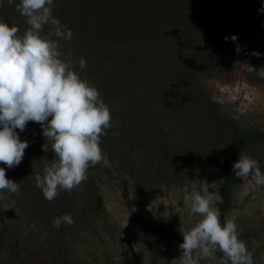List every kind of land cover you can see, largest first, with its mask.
Masks as SVG:
<instances>
[{"label":"trees","instance_id":"1","mask_svg":"<svg viewBox=\"0 0 264 264\" xmlns=\"http://www.w3.org/2000/svg\"><path fill=\"white\" fill-rule=\"evenodd\" d=\"M16 3L19 0L11 5L3 0L0 21H26ZM53 3V16L73 32L70 41H58L60 51L76 62L74 71L98 89L110 110L112 127L99 145L109 164L90 166L78 189L60 190L48 201L36 187L35 175L54 158L51 142L45 141L38 123L29 122L23 132L17 129L29 147L18 166L9 169L0 164L20 188L19 194L0 193V264H83L78 243L86 242L89 229L94 234L97 229L109 232L103 191L109 180L131 183L145 195L184 169L190 175L221 179L223 202L215 207L222 224L235 181L234 155L264 144V116L234 117V103L215 101L198 77L236 71L248 81H264L235 64L247 61L256 69L264 67V12L259 11L264 0ZM27 28L24 25L18 35ZM50 30L46 25L41 35ZM232 35L238 37L239 54ZM254 51L260 55H252ZM81 57L86 60L83 69L78 63ZM137 154L149 158L150 167H138ZM65 213L74 222L54 227L53 219ZM23 225L49 242L48 253L25 249Z\"/></svg>","mask_w":264,"mask_h":264},{"label":"clouds","instance_id":"2","mask_svg":"<svg viewBox=\"0 0 264 264\" xmlns=\"http://www.w3.org/2000/svg\"><path fill=\"white\" fill-rule=\"evenodd\" d=\"M13 2L7 0L10 5ZM54 6L53 0H19L15 9L29 26L23 35H18L17 26L0 21V164L9 169L18 166L29 143L21 141L16 130L25 131L29 122L40 124L45 141L51 142L54 158L42 174L35 175V184L48 201L54 200L60 190L71 192L78 188L87 179L90 166L109 164L99 145L100 138L112 127L110 110L98 89L74 71L75 61L62 59L58 41H70L73 32L53 16ZM259 11L264 12V8ZM46 25L51 30L41 35ZM231 40L237 42L235 51L239 54L238 37L232 35ZM252 55L260 53L254 51ZM78 63L80 69L86 67L83 57ZM237 63L242 71L264 78V67L256 69L247 61ZM232 171L243 183L254 180L257 186L264 187V172L258 161L242 152ZM5 191L19 194L20 188L0 167V193ZM183 191L185 208L200 219L182 232L179 264H200L205 260L253 264L252 253L239 239L234 218L226 217L223 225L220 222L219 208L214 206L223 202L219 192L201 194L195 188ZM73 222L65 213L54 218L52 224L59 228ZM217 252L222 256L218 258Z\"/></svg>","mask_w":264,"mask_h":264},{"label":"rangeland","instance_id":"3","mask_svg":"<svg viewBox=\"0 0 264 264\" xmlns=\"http://www.w3.org/2000/svg\"><path fill=\"white\" fill-rule=\"evenodd\" d=\"M8 25H15L20 30L27 22L13 21ZM62 59L68 60L64 53ZM198 78L210 90L215 101L234 103V117L240 118L245 114L264 116V81H248L236 71L222 76L199 75ZM241 152L258 161L264 172V144L237 151L232 169ZM135 161L142 169L150 167V159L141 154H137ZM234 177L230 208L222 225L226 217L234 218L239 239L252 253L253 264H264V187L257 186L254 180L243 183ZM163 181L159 190L145 195H139L131 183L119 185L113 184V180L106 183L103 191L109 213V232L102 233L97 229L94 234L89 229L85 234L86 242L78 243V257L83 264H179L182 232L200 219L190 215L185 208L183 190L195 188L201 194H215L219 192L221 179L215 181L190 175L184 169ZM21 240L27 251L42 254L49 251V242L36 236L29 225L22 226ZM200 264H215V261L205 260Z\"/></svg>","mask_w":264,"mask_h":264}]
</instances>
